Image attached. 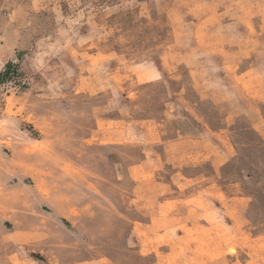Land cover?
Masks as SVG:
<instances>
[{"label":"rangeland","instance_id":"obj_1","mask_svg":"<svg viewBox=\"0 0 264 264\" xmlns=\"http://www.w3.org/2000/svg\"><path fill=\"white\" fill-rule=\"evenodd\" d=\"M0 264H264V0H0Z\"/></svg>","mask_w":264,"mask_h":264},{"label":"trees","instance_id":"obj_2","mask_svg":"<svg viewBox=\"0 0 264 264\" xmlns=\"http://www.w3.org/2000/svg\"><path fill=\"white\" fill-rule=\"evenodd\" d=\"M10 65H11V63H8V64L6 65V67L8 68Z\"/></svg>","mask_w":264,"mask_h":264}]
</instances>
